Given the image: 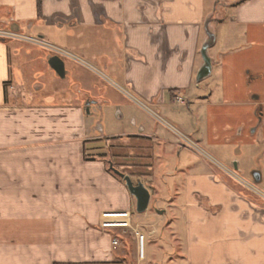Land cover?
<instances>
[{
  "label": "crops",
  "instance_id": "crops-1",
  "mask_svg": "<svg viewBox=\"0 0 264 264\" xmlns=\"http://www.w3.org/2000/svg\"><path fill=\"white\" fill-rule=\"evenodd\" d=\"M0 28L31 32L53 46L60 35L63 46L56 47L69 56L59 87L70 94L67 102L55 96L31 104L32 94L28 99L17 91L12 102L5 84L11 85L15 51L0 41V264H143L147 257L139 259L136 232L171 247L183 264H264L263 204L237 187L234 193L224 175L196 154L211 156L235 186L264 194L255 187L264 183V166L256 165L264 158V92L252 89L264 81V67L246 72L251 66L243 62L239 79L248 86L234 89L227 88L233 71L224 62L228 55L244 60L248 44H264V0H41L40 8L38 0H0ZM210 35L214 83L202 88L209 77H197ZM230 88L235 106L250 110L235 128L232 165L252 182L232 172L218 148L223 140L210 133L216 120L208 111L219 107L221 93ZM21 95L23 104L17 101ZM121 95L149 111L155 126L101 128L100 134L90 128L92 108L116 104ZM178 96L186 98L182 106L190 116L174 117ZM96 139L104 140L118 167L149 179L142 182L155 212L137 213L136 199L109 172V162L85 160ZM123 213L130 214V236L127 228L101 227L104 214ZM120 236L129 237L133 257Z\"/></svg>",
  "mask_w": 264,
  "mask_h": 264
},
{
  "label": "rangeland",
  "instance_id": "rangeland-1",
  "mask_svg": "<svg viewBox=\"0 0 264 264\" xmlns=\"http://www.w3.org/2000/svg\"><path fill=\"white\" fill-rule=\"evenodd\" d=\"M1 30L9 31L5 29H1ZM27 34L30 35L29 37L38 38L35 34L31 32ZM1 40L2 41L5 40L9 42L11 51H13V53L15 51L14 56L13 55L10 56L11 65H13V68H12L13 70L11 72L12 78L10 80L11 85L9 86L11 87L10 88L11 90L10 99L12 102L16 100L15 92L17 91L25 92V96L27 98L29 94H32L33 98L32 97H30L32 99L28 98L31 104H33V102L34 103L40 102L42 97L43 98L44 97L54 98L56 96V98L58 97V101L67 102L69 100L70 98L69 91H66L65 88L63 90L62 87H59V85L65 84L64 82L66 81H63L62 79H60V77L53 70H51L48 65V57L59 56L62 59H64L65 56H62L57 53L49 52L48 50H45L44 47L38 46L37 44H31L28 42L26 43L24 41L13 40V39H0V41ZM52 40H53L52 42H54L53 43L54 45L63 46L62 42L64 41L61 39L60 35H57V39L55 38ZM245 40H246V43H249L248 42L249 40H247V38ZM58 41L59 43H57ZM215 50L216 48H212L210 50V54L214 55ZM46 52L49 54V56H47ZM260 52H261V55H260ZM263 52H264L263 43L256 44L254 45V47L251 44H248L246 48H244V51L241 52V54L244 55L242 57L244 60L235 59V55L232 57V59L229 60V58L231 57H229V55L226 56L224 62L227 68H229L230 71H233L232 75L230 77H226L225 79L226 84L228 86L227 88L232 87V85L234 86V89H235V86H238V85H242L244 88H247L248 86L247 82L244 83L243 79H239V78H242V76L239 77V75H240V71L243 68L242 67L243 62L246 61L247 65L251 66L250 68L246 69V72H248L249 69L253 70V68L255 69L259 67H264ZM259 55L261 56V58ZM55 74L59 79L55 77ZM242 74L243 73H241V75ZM54 80H56V83L52 82ZM67 83H69V79ZM213 83H214L213 79L209 77L202 82L201 87L205 88L209 85H213ZM38 86H41V87L43 86V87L41 90H38ZM230 89L234 90L233 88H230ZM252 89H255V90L257 89L259 91L264 92V81L255 82L252 86ZM72 95L75 97L79 95V93H74ZM123 96L121 97L122 99H118L117 103L112 104L111 106L104 105L101 108L99 107L92 108L93 110L90 111V113H92V116L89 117V126L90 128H93L97 134H100L99 132L101 131L100 130L101 128H104L107 131L109 130L119 131L120 129L127 130V131H132V130L137 131L139 126L143 125V123H149V124L151 123L153 124V126H155L156 121L153 118H151V115H150L151 113H149V111L147 112L138 102H134L135 100L132 102L129 99L130 97L127 98ZM126 96H128V94H126ZM227 97L230 100H226ZM125 98L127 99L125 100ZM183 99L186 100L185 97H183ZM23 100L24 99L22 95L21 97L17 99L19 104H23L24 103ZM168 100H170V95H168ZM25 101L27 103V100ZM218 104H219V107L213 109V111H208L209 117H211L213 120L214 119L216 120L213 126L214 129L212 128L210 130V133L212 137L216 135L221 140H223V142L221 141V143H218L219 145L218 148L221 149V151L225 155V159H227V162H228L227 165H229V167H231L230 169L232 170V172L235 173L236 171L235 167L232 165L235 162V128H237L240 125L239 124V122H241L240 119L242 120L247 119V116H245L244 114H246L250 110L244 107L235 106V90L233 92H228L227 89H225V91L221 93L220 99H218ZM127 106L129 109H127ZM171 110L175 112L174 117H177V118H181L183 116L185 117L190 116V115H187L190 113V110L186 106L183 107L182 105L178 104L177 106L175 105ZM191 110L194 112L196 108H191ZM119 114L123 115L122 119L119 118ZM191 116L195 117V115L193 114H191ZM251 116L252 114H250L248 118L249 117L251 118ZM132 118L136 119L135 121L137 123V127L131 124ZM172 125H175V124H172ZM175 127L177 130H180L179 128H177L178 126L175 125ZM227 138H230L231 140L227 141ZM227 142H230L229 145H227L228 144ZM104 143L105 142L103 139H96V140L91 141V143L88 144L89 150H86V155H87V158H89V162L97 161V160L107 161L109 162V165H107V168L110 169V166L112 164V166L116 168L117 170L125 173L126 175H130L131 177H134L132 179L134 183L137 184L138 176H136V173H128L127 170L121 169L120 167H118L116 165L117 164L116 161L112 158V156L109 153H107L108 151H107V148L105 147L107 145H105ZM207 152L209 154L212 153L208 150ZM196 154L200 160H203V161L206 160V162H209L211 165H213L218 175H224V177L227 179L228 186L233 190L234 193H235V187H237L236 189L241 191V193L245 195L248 194L251 197L255 196V198L257 199V203L263 204L264 206V199L261 196L257 195L256 194L257 192L254 193L257 190H254V192H252L251 189L248 190L247 187L244 186L243 184H237L235 186V178L229 173L225 172V169L217 165L211 159V156H208L205 153L204 154L196 153ZM211 155L214 156V154H211ZM215 157L218 159L219 156L218 157L214 156V158ZM110 158H112L113 161ZM238 159L241 162L243 157L236 158L237 161ZM263 159L264 158L260 160L259 164L256 162L258 160V157H257V160L255 161L256 165L257 166L259 165L258 166L259 168L264 166V163H262ZM223 162L227 163L225 162V160H223ZM155 166L158 167V171H159L160 169L159 167H161L162 165L156 164ZM166 172H167V168L166 169L163 168V170H160L159 174L161 176H158V179L161 180V182H162V176L167 175ZM235 174L239 176V179L242 182H247V181L252 182L253 181L250 175L245 174L243 172L235 173ZM141 179H140L141 181H145L148 183L149 179L147 177H144ZM255 187L259 191L264 193V183L261 185L257 184L255 185ZM155 208H156L155 202L154 200H152L148 210L155 212L154 211ZM129 228L126 229L127 234L129 233L128 236H130V233L133 232L132 229H130L128 232ZM116 230L117 229H109V231L111 232H114ZM118 230L121 231L120 229ZM128 236H120L119 238L120 240L124 242V246H125L124 248H126L125 250L127 251V255L133 257V254L130 251V240ZM151 245L154 246L155 256H156L155 261L151 260V252L153 250ZM118 250L121 251V249H118ZM144 252L146 254L147 260L143 264H183L182 260H180L177 257L175 251L171 247H168V245L165 246L164 244L162 245L161 243H159L158 245L153 242L151 243L149 237L147 238V241L145 243ZM172 259H174V261H172ZM81 264H87V263H81Z\"/></svg>",
  "mask_w": 264,
  "mask_h": 264
},
{
  "label": "water",
  "instance_id": "water-1",
  "mask_svg": "<svg viewBox=\"0 0 264 264\" xmlns=\"http://www.w3.org/2000/svg\"><path fill=\"white\" fill-rule=\"evenodd\" d=\"M213 41L214 38L212 35H210L209 41L202 48V57L204 60V64L201 70L199 71L197 77L198 82L203 81L205 78L209 77L212 73V61L211 58L209 57L208 50L213 44ZM48 65L50 69L53 70L61 79L66 78L67 71H66V63L64 59H62L59 56L48 57ZM87 112L89 113V108ZM110 168L117 176H119L126 183L129 192L136 199L137 213L138 214L146 213L151 203V193L149 189L145 186V184L141 180H138L137 184H135L131 176L126 175L125 173L117 170L112 166V164Z\"/></svg>",
  "mask_w": 264,
  "mask_h": 264
},
{
  "label": "built area",
  "instance_id": "built-area-1",
  "mask_svg": "<svg viewBox=\"0 0 264 264\" xmlns=\"http://www.w3.org/2000/svg\"><path fill=\"white\" fill-rule=\"evenodd\" d=\"M0 39H13V40L24 41L26 43L28 42L31 44H37L38 46L44 47V49L48 50L49 52L57 53V54H60L62 56H69V53L66 52L65 50L58 48L56 46L50 45V44L44 42L43 40H41L40 38L39 39L38 38H32V37L26 36V35L18 33V32L4 31V30L0 29ZM176 103L180 104V105L186 104V102L182 96H178L176 98ZM260 196L264 199V194H260ZM107 215H110V214H104L103 217H106ZM120 215H123V219H127L128 222H125V224H123L121 226H107V224L103 222L102 227L104 229L129 228V227H131L130 222H129V218H130L129 215L130 214L129 213H123ZM136 236H137L138 245H139V259L144 260V258H145L144 246H145V242H146V237H145V235L141 234L140 232H136ZM114 244L118 245V242L115 240ZM102 264H108V263H102Z\"/></svg>",
  "mask_w": 264,
  "mask_h": 264
},
{
  "label": "bare ground",
  "instance_id": "bare-ground-1",
  "mask_svg": "<svg viewBox=\"0 0 264 264\" xmlns=\"http://www.w3.org/2000/svg\"><path fill=\"white\" fill-rule=\"evenodd\" d=\"M104 218V223L107 224V226H121L125 224V222H128L127 219H123V215L120 214H110L107 215Z\"/></svg>",
  "mask_w": 264,
  "mask_h": 264
},
{
  "label": "trees",
  "instance_id": "trees-1",
  "mask_svg": "<svg viewBox=\"0 0 264 264\" xmlns=\"http://www.w3.org/2000/svg\"><path fill=\"white\" fill-rule=\"evenodd\" d=\"M40 4H41V0H38L39 8H40ZM8 87H9V85H8V84H5V95L8 94V92H7ZM84 155H85V160H86V161H89V158H87V155H86V149H85ZM108 170H109V172H111L113 175H115L117 178L121 179L119 176H117L115 173H113V171L111 170V168H110V169L108 168ZM87 264H93V263H87Z\"/></svg>",
  "mask_w": 264,
  "mask_h": 264
},
{
  "label": "flooded vegetation",
  "instance_id": "flooded-vegetation-1",
  "mask_svg": "<svg viewBox=\"0 0 264 264\" xmlns=\"http://www.w3.org/2000/svg\"><path fill=\"white\" fill-rule=\"evenodd\" d=\"M186 102V101H185Z\"/></svg>",
  "mask_w": 264,
  "mask_h": 264
}]
</instances>
